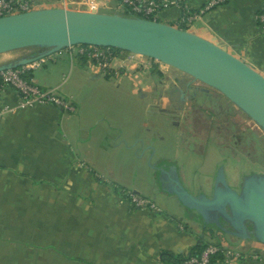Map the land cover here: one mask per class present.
<instances>
[{"label": "crops", "instance_id": "obj_1", "mask_svg": "<svg viewBox=\"0 0 264 264\" xmlns=\"http://www.w3.org/2000/svg\"><path fill=\"white\" fill-rule=\"evenodd\" d=\"M27 1L37 9L85 11V0ZM92 1L101 13L115 11L120 2ZM173 1L154 16L156 22L177 27L182 7L197 12L209 0ZM263 7L261 0H225L184 28L264 77V30L256 19ZM57 55L46 57L28 78L71 99L75 111L34 105L0 119V264H165L161 252L185 256L199 241L217 239L242 254L226 264H264V246L255 240L220 239L219 233L210 238L200 215L172 191L176 179L189 193L202 194V187H193L195 176L188 182L180 165L155 154L152 141L165 137L161 124L145 119L151 112L140 99L150 97L177 119L184 109L175 104L189 103L194 80L144 57L131 65L123 55L108 73H99L81 58ZM18 102L12 88L0 91V104ZM173 125L180 129L181 122ZM113 185L147 198L155 209L134 208Z\"/></svg>", "mask_w": 264, "mask_h": 264}, {"label": "water", "instance_id": "obj_2", "mask_svg": "<svg viewBox=\"0 0 264 264\" xmlns=\"http://www.w3.org/2000/svg\"><path fill=\"white\" fill-rule=\"evenodd\" d=\"M77 45L111 47L171 66L217 90L264 130V77L191 32L118 13L65 8L34 9L0 17V54L41 49L33 56L0 64V71L31 64ZM171 181L175 196L200 215L204 226L221 229V217L233 230H223L225 236L264 245V175L246 178L237 192L227 186L221 172L210 197L193 195L176 179ZM245 222L250 223L248 232Z\"/></svg>", "mask_w": 264, "mask_h": 264}, {"label": "rangeland", "instance_id": "obj_3", "mask_svg": "<svg viewBox=\"0 0 264 264\" xmlns=\"http://www.w3.org/2000/svg\"><path fill=\"white\" fill-rule=\"evenodd\" d=\"M30 4L31 10L37 9V4L34 2H30ZM83 9L85 10L84 7ZM106 12L123 14L119 4L115 11ZM31 50L33 48L2 53L0 54V64L15 61ZM57 56L59 55L54 53L49 57L54 59ZM43 62H47V60L44 58ZM172 70L184 78H191L176 69ZM114 82L115 80L112 79L111 84L114 85ZM193 84L203 86L198 81H193ZM201 98L198 99L201 104V106L197 105L198 107L190 104L189 101L187 104L186 102L175 104V106L181 105L184 109L177 119L174 117L171 119L167 113H162L157 106L152 104L150 97L140 99L139 102L151 112L145 114V119L148 122L154 120L161 124L160 131L165 137L162 142L152 141L155 154L162 155L178 166L180 165L188 182H191L195 176L193 187L197 189L202 187L201 193L207 197L211 196L216 177L221 172L227 186L235 191H240L243 180L252 177V174L264 175V130L220 93L209 89L208 99ZM187 99L189 100V95H187ZM207 101L216 104L210 105L212 107L209 109L206 107L208 106ZM175 106L172 105V107ZM173 120L181 122L180 129L173 125ZM199 153L200 156H198ZM152 163H154V159ZM194 167L198 171L196 175H194ZM217 232L220 239L226 237L221 231ZM235 240L239 239L235 238ZM256 244L261 246L259 243Z\"/></svg>", "mask_w": 264, "mask_h": 264}, {"label": "built area", "instance_id": "obj_4", "mask_svg": "<svg viewBox=\"0 0 264 264\" xmlns=\"http://www.w3.org/2000/svg\"><path fill=\"white\" fill-rule=\"evenodd\" d=\"M225 0H209L197 12L190 13L185 7H182L183 14L179 17L177 24L178 29L184 25L190 24L197 16L205 11L219 5ZM264 4V0H261ZM176 2L173 0H120L119 7L123 13L129 14L131 17H137L145 20H154L156 14ZM85 11H98L99 7L92 0H85L83 3ZM31 10V4L27 0H0V17L12 14H18ZM187 11V12H186ZM257 22L261 29L264 30V7L256 16ZM68 56L72 58H81L94 72L108 73L111 70V64L115 59L121 58L123 55L126 60L131 61L130 64L137 62V57H144L132 53L120 54L116 49L111 47H97L89 45L72 46L64 50ZM60 53V52H59ZM136 58V60H134ZM147 58V57H144ZM149 59V58H147ZM43 59L35 61L14 69L0 71V91L5 87L12 88L19 96V102L16 107L6 104H0V119L7 114L13 113L17 108L32 107L34 105L52 104L65 112L72 113L75 106L71 99L62 97L57 94L55 89H43L38 87L30 78H25L27 71H31L39 66ZM121 195L127 200L131 206L137 209L154 210V204L147 198L141 197L135 192L124 190ZM216 252L223 254L222 264H226L233 259H240L242 254L234 251L232 248L223 247L220 249L215 245H209L197 256H190L180 264H209L210 257ZM257 258V255L254 254Z\"/></svg>", "mask_w": 264, "mask_h": 264}, {"label": "trees", "instance_id": "obj_5", "mask_svg": "<svg viewBox=\"0 0 264 264\" xmlns=\"http://www.w3.org/2000/svg\"><path fill=\"white\" fill-rule=\"evenodd\" d=\"M123 16H130L129 14L127 13H123L121 14ZM182 30H186V28L184 27H181ZM41 49H37L36 51H34L33 53H37L39 52ZM117 50V49H116ZM64 51V50H62ZM61 51V52H62ZM118 53L120 54H127V52H124V51H121V50H117ZM156 70H153L151 72V74H156ZM29 74H30V71H27L26 74L24 75L25 78H28L29 77ZM113 188L117 189L118 191H120V193L122 191H124L125 189H121L119 188L118 186H115L113 185ZM211 227V228H210ZM204 230H209L210 232V238L211 239H215L216 238V235H215V238L213 236L214 232L215 234L218 233L217 231H220V229H218L216 226H203ZM219 240L217 239L216 241H214V243H202V242H198L197 244H195L193 247H191L188 251V253L185 255V256H182L181 254H173L171 252H168V251H164V252H161L160 253V259L163 263L165 264H180L181 262H183L185 259H187L188 257L190 256H197L199 255L200 253H202V251H204L207 246L209 245H215L217 247H219L220 249H222L223 247L221 246V244H219ZM224 257H223V254L221 252H216L214 255H212L210 257V261H209V264H222V261H223Z\"/></svg>", "mask_w": 264, "mask_h": 264}, {"label": "flooded vegetation", "instance_id": "obj_6", "mask_svg": "<svg viewBox=\"0 0 264 264\" xmlns=\"http://www.w3.org/2000/svg\"><path fill=\"white\" fill-rule=\"evenodd\" d=\"M209 89H212V90H214V91H216V92H218L217 90H215V89H213V88H211V87H208V86H206V85H204L203 84V86H196V85H194L193 83L192 84H190L189 86H188V88H187V95H189V102H190V104H194L195 106H201V104H199L200 103V101L198 100L199 98H205L206 100L208 99V95H209ZM219 93V92H218ZM221 94V93H220ZM222 95V94H221ZM223 96V95H222ZM201 98V99H202ZM209 100H211L210 98H209ZM229 101V100H228ZM230 102V101H229ZM231 103V102H230ZM207 104H208V106H206V107H208L209 109H211L210 107H212V106H214L216 103L215 102H212V101H207ZM232 104V103H231ZM210 105H212V106H210ZM233 105V104H232ZM197 106V107H198ZM235 106V105H234ZM236 107V106H235ZM237 108V107H236ZM200 109H202V108H200ZM252 175H254V174H252ZM237 192H239V191H237ZM212 217H214L215 218V213H213L212 214ZM219 222H220V225H221V229H220V231H221V233L222 234H224L223 233V230H226V232H233V230L231 229V227L226 223V222H224V221H222V219H221V217H220V219H219ZM244 225H245V227H246V230H247V232H248V230H250L251 229V227H250V223H248V222H245L244 223ZM219 229V228H218ZM246 232V233H247ZM230 236V235H229Z\"/></svg>", "mask_w": 264, "mask_h": 264}, {"label": "bare ground", "instance_id": "obj_7", "mask_svg": "<svg viewBox=\"0 0 264 264\" xmlns=\"http://www.w3.org/2000/svg\"><path fill=\"white\" fill-rule=\"evenodd\" d=\"M255 124V123H254Z\"/></svg>", "mask_w": 264, "mask_h": 264}]
</instances>
